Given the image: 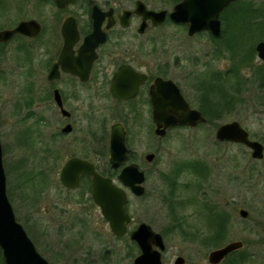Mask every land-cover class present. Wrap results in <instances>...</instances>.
<instances>
[{"label": "flooded vegetation", "instance_id": "1", "mask_svg": "<svg viewBox=\"0 0 264 264\" xmlns=\"http://www.w3.org/2000/svg\"><path fill=\"white\" fill-rule=\"evenodd\" d=\"M137 2L138 0L135 1V7H130L129 0H0V31L15 29L24 21L31 22L29 32L14 33L9 40L0 42V49L17 40L18 45L12 46L13 49L16 47L18 52L25 54V60L17 63L15 69L23 70L22 75L31 84L27 106L30 114L40 115L37 122L42 127L40 139L45 160L52 159L49 162L57 165L62 194L72 195L65 200L72 205L71 212L74 215L77 212V216L70 218L69 223L72 227L90 228L87 247L77 246L73 248V252H68L66 245L59 242L47 245V252L44 249L41 253L52 264H129L128 258L134 264L142 249L132 234L142 223L150 225L156 234H161L165 244L168 235L175 231L179 234L182 232L187 237L200 238L201 242L206 243L218 240L219 235V240L224 239L223 235L229 227L230 213L226 209L217 210L210 203L208 192L215 191L211 175H241L237 162L232 168L233 172H214L204 159L194 162L190 160L185 164L187 171L184 173L191 178L185 184L179 181L180 172L163 174L167 190L158 195L169 221L160 229L153 222L136 221L130 211L131 196L137 200L146 199L151 173L160 174L158 156L163 136L158 130L164 129L163 133L166 135L173 128L183 127L159 126L155 112L157 99L161 94V79L174 82L185 101L194 107L184 85L192 77L191 65H188V69L185 66L183 75L180 70L181 60H162L159 35L157 32L150 34L158 26L149 24L141 28L143 16L135 10ZM240 3L252 4L248 0H234L220 13L222 35L226 31L228 36L232 34L237 38L239 35L236 25L240 17L234 10ZM258 7L261 10H256ZM249 16L255 23L253 25L263 26L264 4L253 5ZM226 19H230V22L225 23ZM36 25L40 30L35 34L38 27ZM245 31L244 34H248L251 30ZM257 35L258 32L252 36ZM256 45L253 46L258 56ZM224 48L238 49L233 44H224ZM38 57L39 60L36 61ZM1 68L0 62V72ZM35 84H39V87H34ZM199 89L201 92L200 87ZM202 105L198 109L204 114ZM199 125L201 124L197 126ZM116 132L124 133L127 152L122 164L113 167L110 145ZM248 150L251 151L250 148ZM75 157L94 164L102 177L110 178L116 187L126 192L128 203L125 207L131 220L125 227V233L119 234L112 229L103 207L96 202L92 174H81L76 188L66 186L60 179L62 168L70 158ZM129 165L135 166L145 175L144 194H134L118 177ZM187 191L190 195L196 194L199 200L201 217L198 221L203 222L207 210L214 213L216 222L214 225L207 224L210 233H202L198 226L196 231L191 229L193 224L189 222L197 218L198 204L194 202L196 197L186 194ZM183 192L185 197L181 199ZM181 203H185L186 208L178 212ZM78 205L88 206V209L80 211L77 209ZM92 208L98 209L102 219H93ZM188 209L190 214L185 213ZM65 226L67 225L62 224L61 228ZM77 234L82 236L84 231ZM125 238L130 240L133 248H137V254L113 253V248L117 249L116 241H123ZM129 246L126 244L127 248ZM122 247L120 245L119 249ZM155 247L159 249L158 246ZM165 247L162 252L164 264L167 244ZM184 264H187V258Z\"/></svg>", "mask_w": 264, "mask_h": 264}, {"label": "rangeland", "instance_id": "2", "mask_svg": "<svg viewBox=\"0 0 264 264\" xmlns=\"http://www.w3.org/2000/svg\"><path fill=\"white\" fill-rule=\"evenodd\" d=\"M129 1V6L135 7L136 0ZM143 1L152 9L171 10L178 0ZM248 1L255 6L264 4V0ZM242 4L248 7L247 3ZM243 16V19L239 20L236 25V32L240 36L239 39H243L244 45L242 46L248 48L250 43L255 42L254 45H256L259 40L264 39V25H261L260 29H258L259 25L252 26L255 23L249 16V11H245ZM245 20H248V23ZM228 22L230 19H226L225 23ZM245 29L251 31L244 34ZM156 32L160 38L159 51L162 60L171 62L181 60L180 70L183 75L185 66L188 69V65H191L192 77L190 80L187 79L184 85L185 91L190 94L193 106L201 108V105L204 104L201 100L202 96L209 97L212 101L219 100L220 104L216 108L220 114L216 115H220V117L197 127L173 128L161 137L162 148L158 156L160 174L151 173L146 199L137 200L136 197L131 196L130 211L136 221L153 222L156 228L160 229L162 226H166L169 221L167 211L161 206L163 204L159 201L158 195L167 190L165 178L162 179L163 174L172 171L180 172L179 181L185 184L188 178H191L190 175L184 173L187 171L185 164L190 160L194 162L204 159L214 172H233L232 168L237 162L241 175H211V183L214 185L215 191L208 192L210 203L214 204L217 210L226 209L231 215L229 227L226 234L223 235L224 239L206 243L201 242L200 238L187 237L182 232L179 234L175 231L168 235L166 240L165 263L173 264L178 255H183L187 258V264H210L208 255L211 250L225 245V243L241 240L244 246L240 252L244 250V253H247L245 264H264V158L255 160L248 147L231 142H220L216 138L219 125L238 120L245 129L250 131L252 138L264 143V62L255 54L252 64L245 63L241 66L238 77L233 75L234 82L239 80L240 85L237 88L240 87L241 93L236 94L233 105L229 107L226 106L222 93L227 89V84L220 77L215 76V72H220L223 75L227 71L230 72L229 69L236 64V59L233 61L231 57L232 52L224 48L225 39H222L221 43L218 40L217 42L211 38L207 31L189 36L185 24H178L171 20L156 27V30L150 34ZM256 32L258 35L253 37L252 35ZM259 35H263V37ZM257 37L260 38L257 39ZM14 45H18L17 40L11 42L4 49H0L2 64L0 72V136L4 148L3 162L8 179L9 199L18 220L26 227L27 233L40 252L44 249L46 251V246L52 242L64 244L68 248V252H73V248L77 246L84 248L89 245L90 228L88 226L72 227L68 221L77 216V212L75 215L71 212L72 205L65 200L72 195L62 194L58 181L59 169L56 164L49 162L52 159L45 160L40 139L42 127L40 122H37L40 115L30 114V109L27 106L30 100L31 84L22 75L23 70L15 69L16 64L23 62L26 57H24V53L18 52L16 47L13 49ZM38 60L39 57L36 61ZM261 66H263L261 74L258 76L256 69ZM209 82L216 83L218 87L214 85L210 88ZM204 83H206V89H202ZM33 86L39 87V84ZM205 105L207 106V104ZM34 175V178L31 177ZM186 194L190 195L189 191ZM191 195L196 197L194 193ZM184 197L185 193L183 192L181 199ZM194 199L195 204H198L197 197ZM179 205L178 212L186 208L185 203ZM242 208L249 212L246 217H242L238 212ZM77 209L83 211L88 209V206L78 205ZM200 210L201 207L198 204L197 218L193 219L194 222L189 223L196 225H192V230L196 231L199 227L202 233L208 234L211 231L207 224L214 225L215 215L207 210L204 213L203 222H200L198 221L201 217ZM185 213L190 214V209ZM92 217L94 220L102 219L96 208H92ZM62 224L67 226L62 229ZM79 231H84V235L77 234ZM210 243L216 244L211 245ZM113 244L115 245V243ZM126 244L130 245L129 248L126 247ZM120 245L123 247L119 249ZM116 246L117 249L113 248V253L117 255L126 252L135 255L138 252L137 248H133L130 240L126 238L123 241H116ZM238 252L239 250L234 254L238 255ZM1 258L0 253V264H2ZM131 261L132 259L128 258V262H126L131 264Z\"/></svg>", "mask_w": 264, "mask_h": 264}, {"label": "water", "instance_id": "3", "mask_svg": "<svg viewBox=\"0 0 264 264\" xmlns=\"http://www.w3.org/2000/svg\"><path fill=\"white\" fill-rule=\"evenodd\" d=\"M65 2L71 0H64ZM233 0H181L175 4L169 13L168 9L151 10L146 4L139 0L136 12L143 15L141 28L148 25V20H152L154 25L163 23L169 16L176 22L189 24V33L210 29L213 34L221 33V20L218 17L220 12ZM169 14V15H168ZM130 16V13L128 17ZM31 22L24 21L15 29L0 31V42L9 40L16 32H29ZM127 24V23H126ZM38 26V25H36ZM40 27L34 31L38 33ZM257 50L259 56L264 59V41L258 43ZM161 94L156 103V118L160 127L172 125H197L205 122L207 118L196 108H192L180 91L179 87L172 81L161 79ZM164 134V129L158 130ZM123 132H116L112 140L111 161L115 167L122 164L126 158L127 148ZM219 140H229L242 142L252 149L255 158L264 156V144L256 139H251L249 131L244 129L237 120L222 124L216 134ZM1 140V137H0ZM118 150V151H117ZM152 155H150L151 157ZM87 172L93 174L94 187L93 194L96 202L103 207V212L107 219L111 221L112 229L119 234L126 232V225L131 220V216L126 210L128 198L126 192L112 182L108 177H102L97 172L95 166L81 158H71L63 168L61 180L67 186L73 188L79 184L80 174ZM132 191L141 195L144 194L145 187L143 181L145 175L135 166L129 165L118 176ZM7 192V175L3 162V146L0 141V248L2 259L5 264H51L39 253L35 243L30 238L21 222L17 220L14 207L10 203ZM246 217V209L239 211ZM161 234H156L150 225L142 223L132 234V237L139 243L142 249L141 254L135 259L134 264H163L162 251L166 248ZM158 246V248L155 247ZM243 246L242 241H232L225 246L214 249L209 254V261L213 264H220L229 253ZM185 258L180 256L175 264H184Z\"/></svg>", "mask_w": 264, "mask_h": 264}, {"label": "trees", "instance_id": "4", "mask_svg": "<svg viewBox=\"0 0 264 264\" xmlns=\"http://www.w3.org/2000/svg\"><path fill=\"white\" fill-rule=\"evenodd\" d=\"M239 5L240 6L235 9V12L243 15V13L245 11H251L249 9V7L244 6V4H239ZM240 19H242V18H240ZM241 27H244V26L241 25ZM227 33H228V31H226V33H225L224 44H228V45L233 44V45H237V47H238V49L237 48L232 49V51H231L232 52L231 57H232L233 61L236 59V64H234L229 69L230 72L227 71V73L224 75L220 72H217V73H215L216 74L215 76L220 77V79H222V81L226 82V84H227L226 88L228 90L226 89L225 91H222L223 97H224L223 99H225V101H226L225 102L226 106L231 107V105H233L234 98H236V94L241 93L240 87L237 88V86L240 85L239 80L237 82H234L232 77L234 74H237L238 71H241V66H243L245 63H247V64L251 63L252 64L253 57H254L253 56L254 55V48H245V46H242L243 45V42H242L243 39L238 38L239 35L236 38L232 34L231 35L229 34V36H228ZM214 39L216 40L217 38H214ZM240 40H241V43H239ZM238 54L241 55L240 58L237 57ZM257 73L259 75L261 74V67L257 68ZM226 84H225V86H226ZM208 85H210V88L214 87V85L217 86L216 83H211V82H209ZM202 89H206V83L203 84ZM202 97H203L202 100L204 102V104L202 106V110H204L206 112L209 120L212 121L214 119L219 118L220 115H216L218 112L216 107L220 104V101L219 100H216V101L213 100L212 101L211 99H209V97H206V96H202ZM237 98H238V95H237ZM205 104H207V106ZM229 107H227V108H229ZM31 177L34 178L35 175L31 176ZM219 237H221V236L219 235L218 239H219ZM216 241H219V240H216ZM214 244H216V243H214ZM214 244H211V245H214ZM239 252H238V255H235L234 253L231 256L229 255L228 259H226V261L223 262V264H245V262L247 260V253H244L245 252L244 250L241 251L240 253Z\"/></svg>", "mask_w": 264, "mask_h": 264}]
</instances>
